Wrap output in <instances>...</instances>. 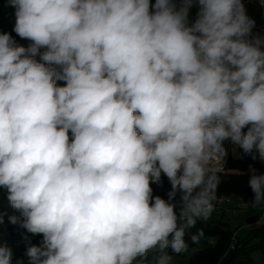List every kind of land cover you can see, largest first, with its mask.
Wrapping results in <instances>:
<instances>
[{
    "label": "clouds",
    "instance_id": "9594fccd",
    "mask_svg": "<svg viewBox=\"0 0 264 264\" xmlns=\"http://www.w3.org/2000/svg\"><path fill=\"white\" fill-rule=\"evenodd\" d=\"M198 3L188 26L192 0H7L32 43L0 34V186L43 234L30 264H171L165 250L186 252L214 211L223 142L264 161V38L247 39L241 0ZM250 171L255 209L264 174ZM12 255L0 245V264Z\"/></svg>",
    "mask_w": 264,
    "mask_h": 264
},
{
    "label": "trees",
    "instance_id": "16d2710c",
    "mask_svg": "<svg viewBox=\"0 0 264 264\" xmlns=\"http://www.w3.org/2000/svg\"><path fill=\"white\" fill-rule=\"evenodd\" d=\"M31 43L19 41L16 45L27 48ZM248 127L250 125L242 131L246 133ZM69 138L72 139L71 132H69ZM223 147L226 155L219 160L220 183L217 188L216 199L229 196L241 198L247 196L252 200L254 193L248 185V180L252 174L250 167L255 168L258 174H264V161L258 157L253 160L251 155L245 154L238 145L233 144L230 140H225ZM161 180V185L151 184L153 196L159 195L167 200V193L170 191L171 185L163 173H161ZM7 197V190L0 186V215H3V223H0V245H6L11 249L15 237L24 230L21 226L24 218L19 211L10 207ZM12 215L19 218L16 224H12L8 220V217ZM259 216L260 210L258 208L252 209V213L247 216V221L254 227L242 234L231 230L222 218L210 222L198 220L195 227L185 231L184 239L188 244L186 252L176 254L170 247L165 251L172 256L187 257L186 264H253L251 253L256 249L264 250V241L252 242L253 238L264 233V224L257 223ZM201 230L203 236L198 243H193L191 236ZM12 264L30 263L26 261L24 253H21L12 255Z\"/></svg>",
    "mask_w": 264,
    "mask_h": 264
},
{
    "label": "rangeland",
    "instance_id": "374dc122",
    "mask_svg": "<svg viewBox=\"0 0 264 264\" xmlns=\"http://www.w3.org/2000/svg\"><path fill=\"white\" fill-rule=\"evenodd\" d=\"M192 4L194 5V9L197 10L198 8L200 9V5L198 3V0H192ZM245 7V12L246 15L252 19L255 24H258L260 22V15H259V8L255 5H247L244 6ZM198 16H195V19H197ZM14 18H11V20H13ZM5 22V21H3ZM2 21H0V34L2 33H9L10 35H13L14 32H11L10 30H2L1 26H2ZM193 22V21H192ZM8 23V22H6ZM2 30V31H1ZM22 42H27V39H22ZM43 51H45V48H42ZM39 55H37L35 57V59L38 62H43L40 59H38ZM65 84V82L62 83V86ZM70 132V131H69ZM220 159H218L217 161H219ZM219 164H216L217 167ZM228 199L230 200V197H228ZM249 200V197H237V196H231V202L229 203H224L223 208H225L228 212L224 215V218L222 217L223 220H226L229 228L233 231H236L240 234H242L244 232V227H245V219L246 216H248V214L252 213V207L250 206H245L243 205V207L238 208L237 207V203L240 201L241 204L245 203V200ZM246 200V201H247ZM236 205V207H235ZM236 209L238 212L236 213H232V209ZM214 211L212 212L210 218L207 220L208 222L210 221H214L216 220L217 216L215 214ZM27 234H32L27 232L26 229H24L19 235H17L15 237L14 240V244L13 247L11 248L13 255H19L21 253H24V257L26 259L27 262L30 263L29 257L26 255V251L27 249H25V245L27 244V242L25 241V237ZM33 240L28 244L29 246L32 245H36V246H40L42 240H43V234H32ZM254 243L256 242H261L264 241V233H260L257 237L252 239ZM158 251L159 249H153L148 253V260H152L153 257L158 256ZM251 259H252V263L253 264H264V250L261 249H256L251 253ZM187 263V257H183V256H172V261L171 264H186Z\"/></svg>",
    "mask_w": 264,
    "mask_h": 264
},
{
    "label": "crops",
    "instance_id": "0c3cea01",
    "mask_svg": "<svg viewBox=\"0 0 264 264\" xmlns=\"http://www.w3.org/2000/svg\"><path fill=\"white\" fill-rule=\"evenodd\" d=\"M149 2H150V12L155 11V9L152 7V5L155 4L156 0H149ZM174 2H175V4H178V5L183 4V0H174ZM243 5L244 6H247V5H251V6L252 5H255V6H257L259 8V6L256 5V4H244L243 3ZM199 10H200L199 8L197 10H195L194 9V5L191 4V9L189 10V19L191 21H193V22L196 21L195 16H198ZM259 11H260V8H259ZM14 12H15V9L12 8V7H10V6H8L7 0H0V21H2V22L5 21V22L2 23V26H1L2 30H10L11 32H14L13 31L14 24H15V15H14ZM259 15H260V22L258 24L261 23V13L260 12H259ZM11 18H14V19L11 20ZM6 22H8V23H6ZM258 24H254V25H258ZM11 37L14 39V41L16 43L22 40V38H20L15 32H14L13 35H11ZM27 42H30L31 43L30 40H27ZM40 52H43L42 48L40 49ZM37 58L40 59V56H38ZM63 82L64 81H58L57 83L60 86H62V83ZM229 197H230V200H228V201H225L224 200L220 204V207L214 208V212L215 213H213V214H215L217 216H220V217H217L216 219L222 218V217L224 218V215L228 212L225 208H223V206H224L223 204L224 203L231 202V196H229ZM246 200H245V202L251 201L250 199L247 200V201ZM213 204H214V201H213ZM237 204H238L237 205L238 208L243 207V205H245V203L241 204L240 201ZM235 207H236V205H235ZM237 212L238 211L236 209H234V208L232 209V213H236L237 214ZM253 227H254L253 224H249L248 223L247 216H246V219H245V227H244V232L243 233H245L248 230H252Z\"/></svg>",
    "mask_w": 264,
    "mask_h": 264
},
{
    "label": "built area",
    "instance_id": "2783aa9c",
    "mask_svg": "<svg viewBox=\"0 0 264 264\" xmlns=\"http://www.w3.org/2000/svg\"><path fill=\"white\" fill-rule=\"evenodd\" d=\"M171 3L175 4L174 0H170ZM242 3L244 4H256L259 6L260 8V13H261V23L258 25H254L252 31H251V35L249 37H247L248 40H253L255 37L259 36L261 38H264V0H241ZM177 10H179V8L182 6V4L178 5L175 4ZM191 9V6L189 7V10ZM189 10H188V18H187V23L188 26H191L192 24H194L195 22H192L189 19ZM261 51H264V45L261 46ZM216 164H219V161H215ZM219 166V165H218ZM220 168V166L218 167ZM228 201V197H220L217 198L214 201V208L220 207V204L223 201ZM258 209L260 210V216L259 219L261 217H264V205H262L261 207H258ZM258 219V220H259ZM33 235L32 234H27L25 237V241L27 242V244L25 245V249L28 248V244L33 240Z\"/></svg>",
    "mask_w": 264,
    "mask_h": 264
}]
</instances>
